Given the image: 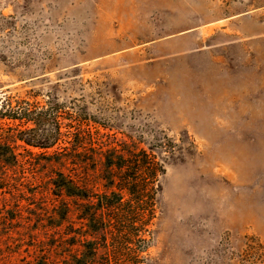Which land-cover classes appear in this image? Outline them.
<instances>
[{"label":"rangeland","instance_id":"1","mask_svg":"<svg viewBox=\"0 0 264 264\" xmlns=\"http://www.w3.org/2000/svg\"><path fill=\"white\" fill-rule=\"evenodd\" d=\"M7 98L58 104L84 142L164 165L148 264H264V0H0ZM36 164L0 186V264L42 262L56 240L61 165Z\"/></svg>","mask_w":264,"mask_h":264},{"label":"trees","instance_id":"2","mask_svg":"<svg viewBox=\"0 0 264 264\" xmlns=\"http://www.w3.org/2000/svg\"><path fill=\"white\" fill-rule=\"evenodd\" d=\"M59 110L58 104L46 108L11 98L0 107V119L12 124L0 128V186H20L17 175L25 170L36 173L37 159L61 165L49 180L54 224L47 231L56 240L37 264H148L144 254L153 241L150 227L157 219L164 165L135 144L84 142L79 138L82 126L72 120L64 124ZM91 149L97 153L87 158ZM84 170L98 171L107 191L89 192Z\"/></svg>","mask_w":264,"mask_h":264}]
</instances>
